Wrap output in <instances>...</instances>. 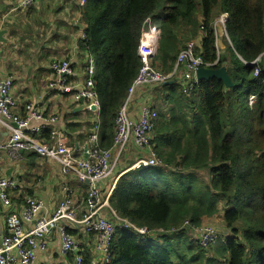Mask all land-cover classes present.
Segmentation results:
<instances>
[{
    "label": "trees",
    "instance_id": "trees-1",
    "mask_svg": "<svg viewBox=\"0 0 264 264\" xmlns=\"http://www.w3.org/2000/svg\"><path fill=\"white\" fill-rule=\"evenodd\" d=\"M81 8L86 28L79 47L96 60L99 137L106 149L114 144L116 115L141 67L139 47L149 20L161 37L153 65L164 72L173 70L184 29L189 35L201 30L199 54L207 62L218 56L219 15L229 14L234 32L215 66L228 60L233 85L201 80L188 94L163 86L176 106L170 120L159 113L154 129L163 163L123 174L109 199L119 215L151 229L180 228L187 220L202 226L224 200L226 241L203 247L188 237V228L150 237L118 228L110 264H264V63L258 75L251 64L264 53V0H86ZM182 240L189 254L181 255Z\"/></svg>",
    "mask_w": 264,
    "mask_h": 264
},
{
    "label": "crops",
    "instance_id": "crops-1",
    "mask_svg": "<svg viewBox=\"0 0 264 264\" xmlns=\"http://www.w3.org/2000/svg\"><path fill=\"white\" fill-rule=\"evenodd\" d=\"M20 1L0 0V31L7 30V34L4 35L5 40L0 39V80L8 75L14 77L12 94L17 101L16 113L26 115L25 105L33 103L45 115L57 117V122L38 136L40 139L47 140L50 130L56 128L60 132L59 137L73 149L76 156L86 157L84 151L88 144V136L96 125H100V109L93 104L92 100L82 102L79 98V93L86 84L89 60L86 49L79 47V41L86 28V24L82 21L80 1L42 0L28 8L20 7ZM183 31L185 34L181 33L180 47L193 41L197 48H201L203 37L201 30H196L190 35L189 29ZM220 48L224 54V45ZM63 59H67L71 64L70 90L67 92H63L58 86L51 85L60 79V75L51 69V64L55 60ZM156 63L159 66L157 61ZM175 65L176 62L174 67ZM159 68L162 69V66ZM184 69L185 66H181L173 82L167 84L175 87V94L183 91L180 84ZM163 86L165 85L154 84L137 88L128 106L130 117L136 120L141 108L144 105H150L159 113L164 112L166 119L170 120V113L176 109V106L168 102L169 92L164 90ZM93 106L96 109H93ZM36 123L32 121V124ZM45 132L47 135L43 134ZM154 133L153 131V147L157 146L154 144ZM10 135L11 131L0 124V143L8 141ZM148 153L147 148H139L134 142H130L123 150L114 149L113 160H118L116 173L113 178L104 182L102 186L104 197H107L113 186L116 187L123 174L131 170L147 168L137 166V161L140 158H146ZM197 173L200 178H203L200 174L203 173L202 171ZM167 175L170 176V173ZM0 176L14 178L18 183V187L9 192L8 204L0 199V236L7 235L8 216L14 213L21 214L28 197L44 200L47 208L42 210L41 214L47 215L59 206L67 194V189H70L80 210L84 209L86 185L78 182L73 174L65 175L61 170V164L57 161L41 157L35 152L24 151L18 158H13L5 149H0ZM218 206L219 212L211 218L204 219L203 225L209 222V219L220 218L221 221L217 225L207 223L218 228L219 240L226 237V233L220 232L225 228L224 200L220 201ZM102 213L108 216L109 207L104 206ZM72 227L73 235L79 241L83 255L87 259L99 262L101 254L96 249V236L76 226ZM188 237L195 240V245L200 246L195 236L190 234ZM186 246L188 242L182 240L181 249H186V254H189ZM34 264L75 263L72 256L62 255L60 238L55 231L45 239V248L37 250V260Z\"/></svg>",
    "mask_w": 264,
    "mask_h": 264
},
{
    "label": "built area",
    "instance_id": "built-area-1",
    "mask_svg": "<svg viewBox=\"0 0 264 264\" xmlns=\"http://www.w3.org/2000/svg\"><path fill=\"white\" fill-rule=\"evenodd\" d=\"M42 0H21L19 6L28 8ZM84 6L86 0H79ZM227 20V23L225 21ZM230 16L227 12L222 13L218 24L219 39L223 38L232 45L228 24ZM153 22L148 21L147 28L143 31L140 42L139 54L142 60L137 76L134 78L128 90V98L119 109L115 119V137L112 148H103L100 144L99 125H96L88 136V144L84 151L86 157H79L73 153L62 138L59 131L52 128L47 140L38 136L48 130L57 122L56 116L45 115L33 103L25 105L26 115L16 113L17 101L12 94L14 77L8 75L0 80V124L11 131L9 140L0 143V149H5L13 158H18L24 151L35 152L41 157L52 159L61 164V170L65 175L73 174L77 181L86 185V198L83 210L76 204L72 190L67 189L65 198L51 214L42 215V210L47 208L44 200L28 197L21 214H11L7 218V235L0 236V264H34L37 260V250L45 248V239L57 231L60 238V251L62 255L72 256L75 264H110L111 245L118 228L132 230L142 236H152L155 233H175L183 228H188L189 234L195 236L203 247H208L219 238V231L211 225H202L194 229L188 227V220L182 227H157L151 229L148 226H138L130 219L119 215L109 204V198L114 186L105 198L103 195V184L114 177L118 160H113V150H123L130 142L142 149H148L146 158H140L137 166L150 167L159 166L156 150L152 146V133L159 118V111L150 105L141 108L139 117L135 120L129 115V102L137 88L145 85L163 84L173 81L179 73L181 66H185L182 73V90L191 93L199 82L197 71L202 68H213L219 59L214 62H206L201 54L197 53V45L189 41L178 53L176 65L170 72H164L152 66L150 60L156 51V42L159 36L154 35V30H148ZM154 28V27H152ZM85 33L83 31L82 38ZM146 38V42H144ZM160 39V38H159ZM222 39V40H223ZM222 43V41H221ZM221 48L217 51L219 55ZM264 54V53H263ZM263 54L251 64L255 66L254 74L261 72ZM244 61V60H243ZM51 69L58 75V82L52 83L63 92L70 90L69 74L71 64L68 60L54 61ZM96 60L90 56L87 66V80L80 94L92 100L97 106L99 95L95 88ZM255 96L249 98L252 105ZM36 121V124H32ZM18 187L14 178L0 176V199L8 204L10 202L11 190ZM104 206L109 207V215L102 213ZM30 228H29V227ZM69 226H76L85 232L96 236V249L101 254V260L87 259L81 252L80 243L68 230Z\"/></svg>",
    "mask_w": 264,
    "mask_h": 264
},
{
    "label": "water",
    "instance_id": "water-1",
    "mask_svg": "<svg viewBox=\"0 0 264 264\" xmlns=\"http://www.w3.org/2000/svg\"><path fill=\"white\" fill-rule=\"evenodd\" d=\"M7 34V30H2L0 31V39L1 40H5L4 35ZM224 65L219 67V68H205L202 67L197 71V79L200 82L201 80H208V79H212V78H219L221 80L224 81V83L227 86H232L233 82L228 74L227 71V64H228V60L224 59ZM263 63H264V54H263ZM173 81H167L165 83H163V85H167L172 83ZM82 102L84 101V98L80 99ZM93 109H96L95 106L92 107Z\"/></svg>",
    "mask_w": 264,
    "mask_h": 264
},
{
    "label": "bare ground",
    "instance_id": "bare-ground-1",
    "mask_svg": "<svg viewBox=\"0 0 264 264\" xmlns=\"http://www.w3.org/2000/svg\"><path fill=\"white\" fill-rule=\"evenodd\" d=\"M220 17H221V15H219L218 17H217V24H219V21H220ZM225 23H227V20L225 21ZM152 27H154V28H152ZM154 30V35L155 36H159L160 34H159V30H158V27L155 25V24H153L151 27H150V29L148 30V32H150L151 30ZM216 36H217V51L220 49V47H219V44H221V41H220V39H219V37H218V35L216 34ZM84 37H85V35H84ZM83 37V38H84ZM230 38H231V36H230ZM146 38H144V42H146ZM232 44H233V42H231ZM157 47H158V40H157V42H156V49H157ZM197 53L199 54V48H197ZM221 54H223V52H221L218 56H217V59H219L220 58V55ZM155 55H156V51H155V53H154V55L151 57V60H150V62H151V64H152V66L154 67V68H156V69H158L157 67H155L154 65H153V58L155 57ZM238 56H239V58L241 59V60H243V58L238 54ZM216 59V60H217ZM65 60H67V59H63V60H55V61H65ZM205 60V59H204ZM206 61V60H205ZM207 62V61H206ZM87 78H88V76H87ZM69 87H70V85H69ZM79 98H84V100H87L88 98L86 97V96H83V95H81L80 93H79ZM101 103H100V99H98V104H97V108H99V109H101ZM101 126L99 125V132H100V128ZM102 147V146H101ZM160 159V158H159ZM161 160V159H160ZM151 167H156V166H150V168ZM189 223H188V227L190 228V229H194V228H196L197 226H195V225H193V224H191L190 223V221H188ZM126 231H128V232H130V233H132V234H137V235H139V236H141V237H150V236H142V235H140V234H138L137 232H134V231H132V230H126Z\"/></svg>",
    "mask_w": 264,
    "mask_h": 264
},
{
    "label": "rangeland",
    "instance_id": "rangeland-1",
    "mask_svg": "<svg viewBox=\"0 0 264 264\" xmlns=\"http://www.w3.org/2000/svg\"><path fill=\"white\" fill-rule=\"evenodd\" d=\"M152 22V21H151ZM157 26V25H156ZM229 27V30H230V36H231V40L232 39H234V32H233V30H232V28L230 27V26H228ZM215 33L218 35V24H217V20H216V22H215ZM198 34V33H197ZM201 35H202V33H201ZM219 37V36H218ZM221 41V40H220ZM224 45V47H225V50H226V48L228 47V41L226 40V39H223L222 40V44H220V47H222ZM162 161V160H161ZM162 163H163V161H162ZM201 174V176L204 178V179H207L208 178V175H207V173H205V172H203V173H200ZM221 201H223V200H221ZM220 221H221V219L220 218H212V219H209V222H206V224H204V225H211V224H207V223H212V224H214V225H217L218 223H220ZM214 225H212V226H214ZM218 229V228H217ZM221 232V231H220ZM226 239H227V237H225L223 240L222 239H219L215 244H214V246H216V247H219V246H221L222 244H224V242L226 241ZM180 253H181V255H184V254H186L187 253V251H186V249H180Z\"/></svg>",
    "mask_w": 264,
    "mask_h": 264
}]
</instances>
